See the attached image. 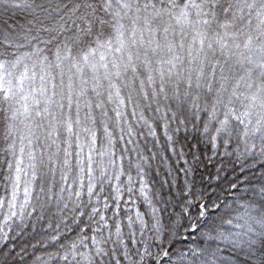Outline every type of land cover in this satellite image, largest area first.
Returning a JSON list of instances; mask_svg holds the SVG:
<instances>
[{"label": "snow or ice", "instance_id": "obj_1", "mask_svg": "<svg viewBox=\"0 0 264 264\" xmlns=\"http://www.w3.org/2000/svg\"><path fill=\"white\" fill-rule=\"evenodd\" d=\"M0 264H264V0H0Z\"/></svg>", "mask_w": 264, "mask_h": 264}]
</instances>
